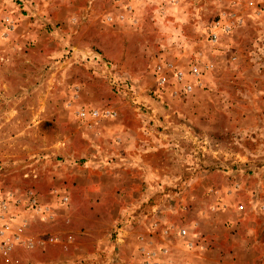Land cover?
<instances>
[{"label":"rangeland","instance_id":"1","mask_svg":"<svg viewBox=\"0 0 264 264\" xmlns=\"http://www.w3.org/2000/svg\"><path fill=\"white\" fill-rule=\"evenodd\" d=\"M0 264H264V0H0Z\"/></svg>","mask_w":264,"mask_h":264}]
</instances>
